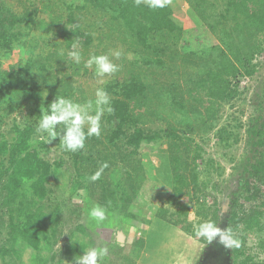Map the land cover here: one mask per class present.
<instances>
[{"label": "trees", "instance_id": "trees-1", "mask_svg": "<svg viewBox=\"0 0 264 264\" xmlns=\"http://www.w3.org/2000/svg\"><path fill=\"white\" fill-rule=\"evenodd\" d=\"M183 1L196 23L187 31L171 19L170 5L150 9L136 0H0V127L12 114L22 119L24 109L29 112L25 123L11 119L10 143L0 139V198L9 234L0 246V264H13L26 252L27 261L36 257L41 264V250L57 240V210L46 215L35 205L50 193L49 179L59 174L61 161H46L38 147L47 145L32 141L41 112L56 97L79 103L95 100L98 87L94 83L99 77L84 67L83 60L77 65L68 58L73 43L79 45L84 60L110 50L122 52L113 61L120 70L106 76L99 87L108 92L114 111L104 114L100 137L89 138L83 150L64 151L58 139L50 144L70 159L77 180H87L104 162L109 165L104 172L114 169L119 145L124 151L119 199L148 196L149 202L162 205L157 217L164 225L195 235L196 224L188 220L187 210L191 204H196V212L200 208L197 191L202 190L194 166L202 159V149L196 138L208 135L223 109L243 96L240 79L253 78L262 66L257 59L264 56V0ZM191 35L199 41L196 44H204L201 49L188 46ZM32 40L40 51L33 56L32 50L25 60L10 63L15 49L31 48ZM126 42L138 46L139 60H129ZM64 74L66 80L60 84ZM47 88L49 93L43 94ZM14 93L17 104L10 103L12 97L6 100ZM257 113L246 131L251 156L246 159L244 177L240 175L244 187L232 202L233 208L246 206L244 213L249 215L241 224L234 213L217 223L221 229L237 232L243 245L228 249L229 264H264V231L258 221L264 217V85ZM154 124L162 128L149 131ZM217 140L228 148L240 141V134L223 131ZM142 142L164 146L157 165L135 160ZM86 168L87 174L83 173ZM25 185L30 198L22 193ZM80 185L77 181L75 187ZM100 190L98 202L115 203L114 191L106 183L100 184ZM71 202L73 208L80 207L78 201ZM84 229L77 225L70 232L56 264H75L77 235H84ZM136 244L140 246L141 241Z\"/></svg>", "mask_w": 264, "mask_h": 264}, {"label": "rangeland", "instance_id": "rangeland-1", "mask_svg": "<svg viewBox=\"0 0 264 264\" xmlns=\"http://www.w3.org/2000/svg\"><path fill=\"white\" fill-rule=\"evenodd\" d=\"M173 14L171 19L184 30H191L196 27L195 19L189 14L188 6L183 0H171L170 4ZM43 38V37H42ZM190 43L188 46L191 49H201L203 45L196 44L193 35L188 37ZM40 41V40H39ZM35 40H32V47L26 49H15L9 62L15 63L19 59L25 60L27 53L32 52L33 56L40 51L39 48L33 47ZM125 48L128 50L127 57L129 60L137 59L136 54L138 46L134 43L126 42ZM200 46V47H198ZM206 47V46H205ZM27 50V51H26ZM135 51V52H134ZM264 56L257 59V62L262 66L257 74L251 78H241L239 82V90L243 93L239 99L232 103L231 106H226L222 115L217 122L214 123L213 130L203 138H196V143L200 145L202 159L194 166L198 181V188L202 191H197L200 203L199 212H196L197 206L190 205L188 207V220L195 222L194 224L205 220L219 222L230 213H234L240 222L249 215L244 213L248 210L246 206H238L233 208L232 202L236 195L244 186L242 179L244 177V169L246 167L248 157L251 156V147L246 142V131L249 129V120L253 119L258 113L259 98L262 86L264 85ZM6 62V65L9 63ZM67 73V72H66ZM97 78V77H96ZM103 79L99 78L94 83L96 87H100ZM66 80L65 74L61 78L60 84ZM44 87V86H43ZM43 94H48L49 90L44 89ZM13 98L12 104L18 103L17 94L6 96V100ZM8 98V99H7ZM11 101V100H10ZM81 103V102H80ZM11 104V105H12ZM29 112L24 109L22 119L19 114H12L0 127L3 133L0 139L6 140L8 143L12 141L14 136L11 132L12 121L14 118L18 124L25 123L28 119ZM22 122V123H21ZM239 124H244L245 127L238 129ZM160 125L154 124L150 126L149 131L159 130ZM223 131H235L240 134V141L228 148L223 147L221 142L217 140V135ZM32 141L36 143H44L47 148L38 147L41 157L49 163H57L61 161V167L58 170L59 174L51 176L48 187L50 193L47 198L36 202L35 207L41 206L42 213L50 214L53 210H57L58 225L57 240L53 246H46L45 250H41L40 258L44 257L41 264H56L61 255L62 250L68 245V237L70 232L74 231L77 225L84 226L86 233L77 235V252L72 255L76 256L84 254L89 247L106 246L109 249L108 255L104 258L103 264H229L228 249L218 241L213 240L206 245V241L196 238L195 235H188L184 231L164 225L162 220L157 217L158 206L160 203L149 202L148 196L142 195L141 198L132 199L129 195L122 202L119 197L120 184L122 175V156L124 151L117 145L116 157L117 166L108 172H104L101 179L96 182H90L88 179L77 180L74 172V167L70 159L62 153L55 145L42 140L40 134H36ZM164 146L157 143L142 142L139 148L135 151V160L144 165L153 167L157 165L158 153ZM95 152V151H93ZM133 161V160H132ZM94 168L89 166L88 169ZM87 168L83 173L89 172ZM97 169L94 168L95 172ZM115 170V172H113ZM77 181L81 184L80 188L75 187ZM106 183L110 190L114 191L115 203L109 202L106 207L109 210V218L100 225L95 224L87 216L89 210L98 202L101 195L100 184ZM128 190V189H127ZM22 193L30 198V190L28 185L22 189ZM261 198L264 203V191ZM254 196L259 197V194L254 192ZM147 195H149L147 193ZM261 197V195H260ZM72 200L78 201L79 208L72 207ZM0 198V246L6 242L8 238L7 216L5 214V206H2ZM104 206V205H103ZM258 221L261 222V228L264 231V217ZM241 228V227H240ZM121 232L123 241L118 243L116 240L117 233ZM237 233V232H236ZM141 241L140 246L137 242ZM248 243H251L248 238ZM247 243V245H248ZM249 246V245H248ZM52 249L50 251V248ZM243 245L240 247L242 248ZM29 252L23 253L20 260H14L13 264H39L36 260L39 258L33 257L32 262ZM52 254L54 257L52 259ZM249 264V263H248Z\"/></svg>", "mask_w": 264, "mask_h": 264}, {"label": "clouds", "instance_id": "clouds-1", "mask_svg": "<svg viewBox=\"0 0 264 264\" xmlns=\"http://www.w3.org/2000/svg\"><path fill=\"white\" fill-rule=\"evenodd\" d=\"M170 2L171 0H136L137 5L144 3L150 9H163ZM67 55L77 65L83 60L84 67L93 69L99 78L112 76L120 70V66L113 62L122 56L120 50H110L108 54L101 55L91 54L84 60L79 45L73 43ZM94 95V101L88 100L85 103L74 102L64 96L56 97L47 110L41 112L35 131L47 143L58 139L64 151L76 153L83 150L89 138L100 137L104 114H111L114 111L111 98L105 89L97 88ZM58 126H61L59 131ZM108 167L107 162L101 163L88 180L99 181ZM109 215L108 208L100 204H94L87 210V216L97 225L105 222ZM194 228L195 237L206 241V245L218 237V242L225 248L239 249L242 246L238 233L229 227L221 229L215 221L205 220L196 224ZM108 252L106 246L89 247L83 255L75 257V264H103Z\"/></svg>", "mask_w": 264, "mask_h": 264}, {"label": "water", "instance_id": "water-1", "mask_svg": "<svg viewBox=\"0 0 264 264\" xmlns=\"http://www.w3.org/2000/svg\"><path fill=\"white\" fill-rule=\"evenodd\" d=\"M116 237L118 243H121L123 241V235L121 232H118Z\"/></svg>", "mask_w": 264, "mask_h": 264}]
</instances>
